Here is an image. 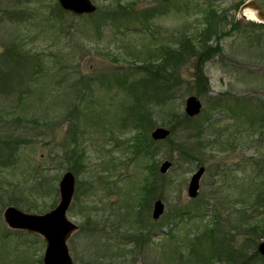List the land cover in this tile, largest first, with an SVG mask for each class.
Here are the masks:
<instances>
[{
    "label": "rangeland",
    "instance_id": "obj_1",
    "mask_svg": "<svg viewBox=\"0 0 264 264\" xmlns=\"http://www.w3.org/2000/svg\"><path fill=\"white\" fill-rule=\"evenodd\" d=\"M48 1L0 0V264H42L43 238L9 228L3 212L9 205L38 214L52 209L60 177L70 170L66 156L73 147L84 151L85 163L75 174L67 210L78 226L67 240L74 264H91V257L101 254L106 255L101 264H203L208 256V264H264V255L257 251L264 237L256 235L253 249L245 244L244 231L264 214V200H255L258 194L264 197V27L250 25L248 21H258L241 15L248 0H123L133 2L137 10L155 8L145 27L130 22L127 28L109 19L98 28L95 17L73 16L70 11H57V24L43 23ZM92 2L98 11L119 10L116 0ZM210 6L222 20L215 28L221 51L203 68L209 91L195 94V55L201 46L179 64L178 84L168 75L172 57L159 71L162 77L145 83L147 93L142 86L136 89L139 94L145 91V109L136 112L147 111L149 131L156 126L170 129L171 142L159 146L158 173L163 160L172 162L149 201L138 204L147 160L134 154L138 130L123 121L135 97L116 85L105 89L100 75L112 83L120 72L133 73L131 64L149 62V55H154L151 62L156 65L158 46L175 47L179 39L195 37ZM21 8L35 10L13 17L11 11ZM211 18L216 20V15ZM233 22H238L237 28ZM215 42L212 36L209 43ZM189 95L199 98L201 111L188 129L172 130V113L185 114ZM157 96H164L165 102L158 104ZM219 96L222 101L217 104ZM233 111L240 114L233 117ZM199 126L206 127L196 135ZM6 135L19 140L9 162L5 159L13 147L4 143ZM201 166L198 195L191 198L189 179ZM89 185L92 188L85 192ZM156 199L164 210L153 219ZM182 210L188 213L178 215ZM88 216L107 217L104 228L91 231L94 225ZM153 222L157 224L145 243L128 238L144 233ZM240 247L245 250L240 258L247 259L232 263L225 258L228 248Z\"/></svg>",
    "mask_w": 264,
    "mask_h": 264
},
{
    "label": "trees",
    "instance_id": "obj_2",
    "mask_svg": "<svg viewBox=\"0 0 264 264\" xmlns=\"http://www.w3.org/2000/svg\"><path fill=\"white\" fill-rule=\"evenodd\" d=\"M117 2V7H119L120 11L125 12L124 13H120L119 10H114V9H107V10H97L95 11V13H92L90 15H88L89 17H95L94 20V25H96L98 28L103 27L108 21L107 19H109V22H112L114 24L117 25H125L126 28L127 26L130 24V22H137V23H141L143 24V26L145 27V23L148 22V19H150V17L153 15V13L155 12V8L154 6H148V7H144L141 10H137L133 7V2H128L123 4V0H121V2L119 0H116ZM47 3L46 9H47V13L45 18L42 20L43 23H47L50 21L52 22H56L55 24L59 23L60 21V17L59 13L62 12L63 13H69L68 11H64L63 9L60 8V6L58 5V3L56 1L50 0ZM38 8V7H37ZM31 10H35V9H25L22 8L18 9V10H13L11 11V14L13 17L19 19L22 16H24V13H30ZM49 10V11H48ZM131 10V16L128 15L126 16L128 13V11ZM205 14L203 15V26L199 28V30L197 32H195L196 36L189 38V37H185L183 39H179L178 40V45L175 47H170V46H163L160 45L157 48L156 53L157 56H159V62L156 63V65H154V63L151 62L152 55H149V57L146 59V61H149L145 64H141V65H136L134 66L133 64L130 65L129 68H131L132 70H134V72L130 73V74H124V73H118L113 77V81L112 83L110 81H108V77L106 75H100L103 76V80H102V84L103 87L106 89L110 88L111 85L113 86H117L118 88H120L122 91H126L130 94H132L135 99L132 100V102L129 104V106L127 107L128 109V115L127 117L123 118V121H127L129 120V124L134 128L138 130V133L135 136V139L137 141V144L135 145L134 148V154L136 155H140L147 160V162H145L144 167L147 170V175L145 176L144 182L140 185V195L138 197V201L137 203H141V202H147L149 201L150 197L152 196V192L154 191V189L157 187V180L158 179H162L164 178V175L159 174L157 171V157L158 154H160V144H164L166 142H171V137L169 136L166 140L164 141H156L153 140L150 137V131H149V123H150V116H148L147 111L144 110L143 112H136L137 108L142 107V109H145V104H142V97H144L145 95V83L148 81H153L155 82L156 77H162L161 74L159 73V71L161 69H165L166 67H168L169 64V59L170 58H174V63L173 61L170 63H173V67L171 68V70H168V75L170 78V81L175 82L176 84H178V82H181L182 78L181 76L178 74V66L179 64L182 63L183 60L188 59V55L189 53H193L195 51V47L196 46H201L202 50H200L199 52H197L195 55L197 61L195 64V73H194V84H195V94L196 95H203L204 92H208V78L204 75L203 73V68H204V64L205 62L212 57L213 55H216L217 52L221 51V47H220V43H219V35H215V28L216 26L220 25L221 20H222V16L217 13V11L213 8V7H208L207 9L204 10ZM138 12H141V15H138ZM119 13V15H117ZM71 15V14H70ZM73 16H75V14H72ZM211 15H216V20H213V18H211ZM59 20V21H58ZM248 23L252 26H263L264 27V23H258L255 21H248ZM232 26L234 28L238 27V22H233ZM212 36L216 37V42L215 44L211 45L209 43L210 39ZM198 38L199 41L194 42V39ZM192 43H194V45H192ZM188 50L187 53H185V51ZM155 54V53H154ZM23 60L25 61V54L23 57ZM146 69V71L143 74H139L137 72L138 69ZM37 70H39V68H37ZM132 75V76H131ZM142 75V76H141ZM92 78V77H91ZM89 78V80L91 79ZM168 78V77H167ZM168 78V79H169ZM111 83V84H110ZM109 84V85H107ZM174 84V83H173ZM142 86L144 88L145 91H142L141 94L136 92V89L138 87ZM169 87V85H168ZM147 93V91H146ZM223 94H225L223 92ZM220 97V96H219ZM222 101V97H220V99L215 100V103L220 104ZM156 102L158 104H163L165 102V97L164 96H157L156 97ZM142 104V105H141ZM236 113L234 116H238V114H240L237 111H233L232 114ZM247 113H243L242 117L245 116L246 118ZM13 118H16L18 121L23 119L21 116H14ZM196 119V118H195ZM172 123H170L171 129L174 130V128L176 126H179V128L181 129H188L190 126L189 123H191L194 119L186 116V114L182 113V114H178V113H172ZM262 120V119H260ZM253 122V120L251 121ZM124 125V122H123ZM206 126H199V129L197 130L196 135H199L200 133H202L205 130ZM74 132H76V128L74 127ZM74 140L76 139V134L73 136ZM2 141V139H0ZM19 142V140H14L11 139V137H9L8 135H6V137L4 138V143L7 145L8 149L9 147H13V149H10L9 154L6 156L8 157V159H5L7 162L10 161V158H12L11 156H13V152L14 149L17 147V143ZM186 148V147H185ZM228 149V146H227ZM179 150L181 152H185V150L179 146ZM67 157V168H69L71 171H73L75 174H78V172L84 167L85 163H84V151L82 149H78L77 147H73L71 150H69V154L66 156ZM91 185L86 186L85 187V192H88L91 189ZM255 200H264V197H261L260 194H258L255 197ZM264 204V203H263ZM188 213V211H179L178 215H183ZM141 214V211H140ZM89 217V216H88ZM100 218H98L97 216H92V220L91 217L88 218V220L93 221L92 225L93 228L91 229V231L93 232H97L100 229L104 228L103 224L105 221H107V217L101 218V220H99ZM102 221V222H101ZM99 222L101 224H99ZM106 224V223H105ZM156 222L150 223L148 226V228L144 229V233H139L137 235H130L128 238L134 239L135 241H137L138 243H145L147 241V238L150 237L149 235V231H153V228L156 226ZM103 225V226H102ZM212 230V229H210ZM244 231L248 232V235L245 238V244H247V246H251L253 249H255V245L257 244V240L261 237H264V214L263 217L261 218L260 221L250 224L249 226L245 227ZM20 232V231H15ZM89 232V231H87ZM155 232V231H154ZM153 232V233H154ZM152 233V234H153ZM259 234L258 239L256 238V235ZM111 236V235H109ZM108 236V237H109ZM108 237L106 239H108ZM110 238V237H109ZM106 244V247H109V241L108 240H103ZM191 244V248L193 249V241ZM117 254L116 256H118L119 253V249L120 247L117 246ZM225 248V246L223 247V249ZM191 249V250H192ZM243 252H245L244 247H240L239 249L236 248H228V251L225 252L224 256L227 260H231L232 263H237L238 261L242 260L244 261L245 259H247V255L244 256L243 258H240L243 254ZM257 253V252H256ZM112 254V253H111ZM213 255H217L216 252L212 253ZM110 256V255H109ZM114 252H113V258L116 257ZM121 256V255H119ZM103 257H106L105 254H101L95 257H91L90 259V263L91 264H101V261ZM208 259L210 258V256L207 257ZM218 258H221L220 255H218ZM236 258V259H235ZM208 259H204L203 264H208ZM41 260L39 259V262ZM93 262H97V263H93Z\"/></svg>",
    "mask_w": 264,
    "mask_h": 264
},
{
    "label": "water",
    "instance_id": "obj_3",
    "mask_svg": "<svg viewBox=\"0 0 264 264\" xmlns=\"http://www.w3.org/2000/svg\"><path fill=\"white\" fill-rule=\"evenodd\" d=\"M60 7L74 14H91L97 6L92 0H57ZM251 7L257 11L258 22L264 23V0H248L241 7L243 10ZM242 16H245L241 12ZM202 104L195 95H189L185 99L184 112L188 117H195L201 111ZM170 135V129L163 126H156L151 132L153 140H164ZM172 165L169 160H163L158 168L160 174H165ZM204 173V167H199L190 177L187 194L194 198L198 194L199 181ZM75 174L66 170L58 182V201L56 205L45 213L38 214L23 212L13 205L6 206L3 212V219L11 229H19L28 233L38 234L45 241L42 264H73L69 253L67 240L71 234L78 229V226L67 217L66 213L71 204L75 191ZM164 205L160 199L153 203L152 218L158 219L163 213ZM257 251L264 255V239L257 245Z\"/></svg>",
    "mask_w": 264,
    "mask_h": 264
},
{
    "label": "bare ground",
    "instance_id": "obj_4",
    "mask_svg": "<svg viewBox=\"0 0 264 264\" xmlns=\"http://www.w3.org/2000/svg\"><path fill=\"white\" fill-rule=\"evenodd\" d=\"M243 14L245 15L246 18L248 19H257V11L251 7H246L243 9Z\"/></svg>",
    "mask_w": 264,
    "mask_h": 264
}]
</instances>
